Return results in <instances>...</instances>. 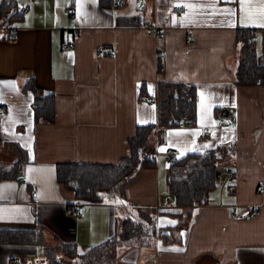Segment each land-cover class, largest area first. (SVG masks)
<instances>
[{
    "label": "crops",
    "instance_id": "obj_1",
    "mask_svg": "<svg viewBox=\"0 0 264 264\" xmlns=\"http://www.w3.org/2000/svg\"><path fill=\"white\" fill-rule=\"evenodd\" d=\"M17 1L22 19L0 25V107L7 108L0 163L9 167L18 155L26 163L18 178L0 181V231L43 227L47 239L75 244L82 255L151 208L169 237L158 231L149 244L122 245L115 264H264V85L236 81L237 32L263 36L264 0ZM178 5L185 12H173ZM103 46L110 52L101 58ZM29 79L55 95L53 123L35 121L34 94L23 90ZM159 82L196 88L195 125L157 127L149 142L154 166L138 169L121 194L75 199L58 183L56 164L116 165L128 157L137 128L157 122ZM218 145L233 148L221 161L222 186L211 192L218 201L196 208L163 201L168 155ZM0 264H46L43 247L0 242Z\"/></svg>",
    "mask_w": 264,
    "mask_h": 264
},
{
    "label": "trees",
    "instance_id": "obj_2",
    "mask_svg": "<svg viewBox=\"0 0 264 264\" xmlns=\"http://www.w3.org/2000/svg\"><path fill=\"white\" fill-rule=\"evenodd\" d=\"M101 4L103 0H100ZM23 13L17 0H0V25L6 26L21 20ZM255 35L251 30L237 32L239 64L236 81L241 86L264 85V31L263 50L258 52ZM34 94L32 108L36 122L53 123L55 121V95L45 93L29 79L23 90ZM157 122L139 126L136 135L129 140L130 155L116 165L88 163H58L56 177L58 183L77 200L99 202L105 196L115 197L133 179L136 171L154 166L155 148L150 146V137L156 128L163 129L183 125L188 118L193 125L196 122V88L181 83L159 82L157 97ZM229 145H218L200 154H187L170 162L167 175L172 203L179 208H196L210 203L211 192L217 188L221 176V161L233 154ZM10 166L0 163V181L18 178L24 164V156L17 157ZM71 207V206H69ZM155 210L139 209L136 217L128 216L117 224L113 237L92 247L85 254H78L75 244L65 243L58 238L46 236L43 227L31 231H0L1 243L36 244L44 250L46 264H115L120 246L139 240L151 243L155 236ZM167 233L161 235L162 238ZM49 240V241H48ZM65 259V260H63Z\"/></svg>",
    "mask_w": 264,
    "mask_h": 264
},
{
    "label": "built area",
    "instance_id": "obj_3",
    "mask_svg": "<svg viewBox=\"0 0 264 264\" xmlns=\"http://www.w3.org/2000/svg\"><path fill=\"white\" fill-rule=\"evenodd\" d=\"M124 3H125V0H115V7H121V6L124 5ZM185 10H186V8H185L184 5H178V6H174L173 7V12H175L176 14H182L183 12H185ZM24 11H25V9H22L20 13H24ZM67 12H68L69 15H72L74 13V10H73V8L70 7V8L67 9ZM152 31L155 34H160L159 30L156 29V28H152ZM188 44L192 45L193 44V40H188ZM63 48L64 49H69L70 48V44L67 43V42L64 43L63 44ZM109 52H110V50L106 46H103V47L98 49V55L101 58L105 57ZM159 55L164 56L165 52H159ZM6 112H7V108L5 106H1L0 107V115H4ZM227 115H228V109L226 107H221L220 110H219V118H220V120H223ZM183 124L186 127H193L192 122L188 118H184ZM205 137H206L205 134H201V136H200L201 139H204ZM174 159H176V157L173 154H169L168 155V160L170 162H172ZM228 174H229L231 179H234L237 176V173L234 170H229ZM261 189L264 190V185H262ZM69 213H70L71 216H77V217H80L82 215V213L79 210H77V209H72V210H70Z\"/></svg>",
    "mask_w": 264,
    "mask_h": 264
},
{
    "label": "rangeland",
    "instance_id": "obj_4",
    "mask_svg": "<svg viewBox=\"0 0 264 264\" xmlns=\"http://www.w3.org/2000/svg\"><path fill=\"white\" fill-rule=\"evenodd\" d=\"M254 38H255V44H256L257 50H258V52H261L263 50V36L261 34H256L254 36ZM163 175H165V173ZM163 175H161V181H160L161 194L163 195L162 200L166 201L167 199H170L172 201V196L170 195V193H168V189H167L168 185L166 182V175L165 176H163ZM220 186H222V183L219 184V186L216 189L218 190L220 188ZM210 198L213 201H218L212 193L210 195ZM159 224H160V222H159ZM155 227H156V229H155V236L154 237H156V235L158 234V231H161V235L163 233H165V231H169V233H170V230H168V228H166V227H163L161 224H160V227H158L156 217H155ZM63 260H65V259H63ZM69 264H72V263H69Z\"/></svg>",
    "mask_w": 264,
    "mask_h": 264
},
{
    "label": "snow or ice",
    "instance_id": "obj_5",
    "mask_svg": "<svg viewBox=\"0 0 264 264\" xmlns=\"http://www.w3.org/2000/svg\"><path fill=\"white\" fill-rule=\"evenodd\" d=\"M229 26H234V25H232V24H230ZM160 151H164V149H160ZM29 171H31V169H29ZM181 235H183V234H181ZM174 251H180L181 249H173Z\"/></svg>",
    "mask_w": 264,
    "mask_h": 264
}]
</instances>
